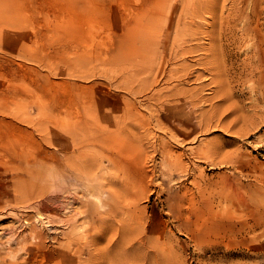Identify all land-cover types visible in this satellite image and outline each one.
<instances>
[{
  "label": "rangeland",
  "instance_id": "obj_1",
  "mask_svg": "<svg viewBox=\"0 0 264 264\" xmlns=\"http://www.w3.org/2000/svg\"><path fill=\"white\" fill-rule=\"evenodd\" d=\"M262 93L264 0H0V264H264Z\"/></svg>",
  "mask_w": 264,
  "mask_h": 264
},
{
  "label": "bare ground",
  "instance_id": "obj_2",
  "mask_svg": "<svg viewBox=\"0 0 264 264\" xmlns=\"http://www.w3.org/2000/svg\"><path fill=\"white\" fill-rule=\"evenodd\" d=\"M232 24H233V23H232ZM230 29H231V27H230ZM229 37H230V36H229ZM241 40H242V39H241ZM236 43H237V42H236ZM241 45H242V44H241ZM169 50H170V49H169ZM169 53H170V51H169ZM169 53H168V55H169ZM133 54H134V53H133ZM134 55H135V54H134ZM158 55H159V54H158ZM175 55H176V54H175ZM156 56H157V55H156ZM177 56H178V55H177ZM169 57H170V56H169ZM155 58H156V57H155ZM175 58H176V57H175ZM153 59H154V58H153ZM159 59H160V58H159ZM254 60H255V59H254ZM169 61H174V60L171 59V60H169ZM158 62H159V60H158ZM160 62H161V60H160ZM156 63H157V62H156ZM253 63H254V61H253ZM164 64H165V63H164ZM166 64H167V63H166ZM169 64H170V63H169ZM256 64H257V63H256ZM256 64H255V65H256ZM157 65H158V64H157ZM155 66H156V64H155ZM163 66H164V65H163ZM165 66H166V65H165ZM256 66H257V65H256ZM158 67H159V66H158ZM184 67H187V66H184ZM254 67H255V66H254ZM164 69H165V68H164ZM189 69H190V68H189ZM249 69H250V68H249ZM160 70H161V69H160ZM178 70H181V69H178ZM178 70H177V71H178ZM162 71H163V68H162ZM155 72H156V71H155ZM175 72H176V71H175ZM178 72H179V71H178ZM153 73H154V71H153ZM166 73H168V72H166ZM173 73H174V72H173ZM179 73H180V72H179ZM182 73H183V71H182ZM188 73H190V72L188 71ZM155 74H156V73H155ZM161 74H162V73H161ZM163 74H164V72H163ZM168 74H169V73H168ZM169 75H170V74H169ZM184 75H186V73H185ZM137 76H138V75H137ZM172 76H173V74H172ZM184 77H185V76H184ZM188 77H189V76H188ZM153 78H154V77H153ZM159 78H160V76H159ZM165 78H166V77H165ZM165 78H164V79H165ZM170 78H171V77H170ZM151 79H152V76H151ZM155 79H156V78H155ZM196 79H197V78H196ZM153 81H154V80H152V82H153ZM157 81H158V80H157ZM162 81H164V80L162 79ZM154 82H156V80H155ZM164 82H165V81H164ZM167 82H168V81H167ZM148 83H149V82H148ZM156 83H157V82H156ZM159 83H160V81H159ZM152 84H153V83H152ZM152 84H151V86H152ZM149 87H150V86H149ZM171 92H172V91H171ZM171 92H170V93H171ZM175 92H176V91H175ZM175 92H173V93H175ZM180 92H181V91H180ZM180 92L178 91L177 94L180 93ZM170 93H169V94H170ZM182 93H184V92H181L180 94H182ZM159 94H160V93H159ZM171 94H172V93H171ZM175 94H176V93H175ZM172 95H173V94H172ZM190 95L192 96V94H189V97H190ZM261 95H264V93H262ZM156 96H158V95H156ZM163 96H164V95H163ZM168 96L171 97V95H168ZM175 96H176V95H174V97H175ZM178 96H179V94L177 95V97H178ZM185 96H186V95H185ZM193 96H194V95H193ZM154 97H155V96H154ZM161 97H162V96H161ZM170 97H169V98H170ZM156 98H157V97H156ZM172 98H173V96H172ZM182 98H183V94H182ZM184 98H186V97H184ZM190 98H192V97H190ZM196 98H197V97H196ZM158 99H159V98H158ZM158 99H157V101H158ZM170 99H171V98H170ZM178 99H179V98H178ZM187 99H188V98H187ZM214 99H215V98H214ZM167 100H169V99H167ZM167 100H166V101H167ZM173 100H174V99H173ZM184 100H185V99H184ZM191 100H193V99H191ZM261 100L264 101V98L261 97ZM163 101H164V100H162V103H163ZM169 101H170V100H169ZM171 101H172V100H171ZM171 101H170V102H171ZM176 101H177V100H176ZM209 101H211V100H209ZM159 102H160V101H159ZM159 102H158V103H159ZM192 102H193V101H192ZM205 102H206V101H205ZM207 102H208V101H207ZM160 103H161V102H160ZM165 103H166V104L168 103V105H169V102H165ZM173 103H174V102H172V103H170V104H173ZM174 104H175V103H174ZM194 104H195V103H194ZM163 105H164V103H163ZM163 105H162V106H163ZM209 105H210V104H209ZM212 106H213V104H212ZM208 114H209V113H208ZM199 116H200V115H199ZM200 117H201V116H200ZM204 117H205V116H204ZM209 118H210V115H209ZM211 119H213V117H211ZM217 120H218V119H217ZM217 120H216V121H217ZM200 121H201V119H200ZM202 121H203V120H202ZM206 121H207V120H206ZM209 121H211V120H209ZM201 123H202V122H201ZM206 123H207V122H206ZM209 123H210V122H209ZM204 124H205V123H204ZM207 124H208V123H207ZM202 125H203V124H202ZM212 125H213V123H212ZM205 126H206V125H205ZM205 126H204V129H205ZM210 126H211V123H210ZM217 126H218V125H217ZM202 127H203V126H202ZM208 127H209V125H208ZM206 129H207V127H206ZM186 130H187V129H186ZM207 130H208V129H207ZM178 141H179V140H178ZM181 142H182V141H181ZM179 143H180V142H179ZM206 154H207V153H206ZM206 154H205V155H206ZM206 156H207V155H206ZM74 190H75V189H74ZM45 216H46V215H45ZM47 216H49V218L53 217L52 215H47ZM57 216H58V215H57ZM57 216H56V217H57ZM41 217H42V216H41ZM2 218H3V217H2ZM47 218H48V217H47ZM53 218H54V217H53ZM41 219H42V218H41ZM44 219H45V218H44ZM55 219H56V218H55ZM15 220H16V219H15ZM15 220H14V221H15ZM36 220H37V219H36ZM38 220H39V219H38ZM48 220H49V219H48ZM45 221H47V220L45 219ZM28 222H29V221H28ZM28 222H26V223L28 224ZM40 222H41V221H40ZM43 222H44V221H43ZM47 222H48V221H47ZM55 222H56V220H55ZM15 223H16V222H15ZM19 223H20V222H19ZM19 223H18V224H19ZM45 223H46V222H45ZM48 223H49V222H48ZM50 223H51V222H50ZM52 223H53V222H52ZM58 223H59V222H58ZM13 226H14V225H13ZM16 226H17V225H16ZM16 226H15V228H16ZM20 226H21V225H20ZM26 226H27V225H26ZM17 227H18V226H17ZM19 228H20V227H19ZM19 233H20V232H19ZM32 233H33V232H32ZM28 234H29V233H28ZM30 234H31V232H30ZM35 234H36V233H34V235H35ZM21 235H22V234H21ZM26 236H28V235H26ZM30 236H31V235H30ZM32 236H33V235H32ZM37 236H38V235H37ZM13 237H14V236H13ZM19 237H21V236H19ZM28 237H29V236H28ZM34 237H35V236H34ZM34 237H32V238L34 239ZM35 238H36V237H35ZM39 238H40V237H39ZM39 238H36V239L39 240ZM15 239H16V238H15ZM18 239H19V238H18ZM22 239H23V237H22ZM29 239H31V237H29ZM36 239H35V240H36ZM27 240H28V239H27ZM12 241L15 242L13 238H11V240H9V241H7V242H12ZM16 242H17V240H16ZM25 243H26V242H25ZM28 243H29V240H28ZM16 244H17V243H16ZM31 244H32V243H31ZM24 245H25V244H24ZM23 248H24V247H23ZM20 250H21V249H20ZM11 252H12V251H11ZM8 254H9V253H8ZM11 254H12V253H11Z\"/></svg>",
  "mask_w": 264,
  "mask_h": 264
}]
</instances>
